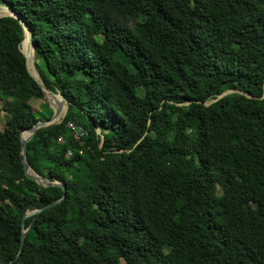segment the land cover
Wrapping results in <instances>:
<instances>
[{
    "label": "trees",
    "instance_id": "obj_1",
    "mask_svg": "<svg viewBox=\"0 0 264 264\" xmlns=\"http://www.w3.org/2000/svg\"><path fill=\"white\" fill-rule=\"evenodd\" d=\"M0 4V264H264V0Z\"/></svg>",
    "mask_w": 264,
    "mask_h": 264
},
{
    "label": "water",
    "instance_id": "obj_2",
    "mask_svg": "<svg viewBox=\"0 0 264 264\" xmlns=\"http://www.w3.org/2000/svg\"><path fill=\"white\" fill-rule=\"evenodd\" d=\"M3 10L5 11L4 14L0 15V17H5V16H11L15 19H17L20 23V25L22 26L23 28V32H24V39L21 41L20 43V52L23 54L24 58H25V65H26V70L28 72V74L33 78V80L37 83V85L39 86V88L42 90L43 92V95H44V99H47V95L55 98V97H59L61 102L58 103V107L56 109H54V107H52L49 103V107L52 109V116L48 119V120H45V121H38L37 123H35L32 127L22 131L19 135L20 137V148H21V156H22V164H23V170H24V173L25 175L32 179L33 181H35L36 183H38L39 185L43 186V187H48V186H58V187H61L62 190L64 191V186L58 182V181H52L50 180L49 177H41L39 175H37L29 166L28 162H27V158H26V145H27V142L31 139V137L33 136L34 132L39 129V128H43V127H47V126H50V125H54V124H59L61 119L64 118L66 112H67V101L58 93V92H53L49 89L46 88V86L44 85L41 77L39 76L37 70H36V66L34 64V46H33V43H32V34L28 28V26L24 23V21L22 20V18L20 17V15L18 13H16L12 8L10 7H7L5 5H1L0 4V11ZM23 42H26V52L24 53L22 50H21V45ZM32 51L33 53V60H32V65H33V70L35 72V74H33L31 72V70L29 69V65H28V61H29V57H30V52ZM228 92H224L223 94H221L219 97L227 94ZM63 106H64V113H63V116L61 117V119L59 121H56L55 122V119L57 118V116L60 114V112L62 111L63 109ZM23 132H27L28 135L23 138L22 137V133ZM63 198V197H62ZM47 207V206H46ZM46 207H43V208H39V209H36L34 211H30V212H26L24 214V217H27L33 213H38L40 212L42 209L46 208ZM27 229H24L22 231V234H21V242H20V248H19V252L21 251L22 249V245H23V240H24V234L26 232Z\"/></svg>",
    "mask_w": 264,
    "mask_h": 264
},
{
    "label": "rangeland",
    "instance_id": "obj_3",
    "mask_svg": "<svg viewBox=\"0 0 264 264\" xmlns=\"http://www.w3.org/2000/svg\"><path fill=\"white\" fill-rule=\"evenodd\" d=\"M130 24H132V23H130ZM21 49H23L22 46H21ZM42 102H43V101L38 100V99H32L31 102H30V105H31V109H32V111L37 112V113H40V111L43 109V103H42ZM45 102H46L47 104L49 103L47 99H45ZM59 102H61V101H58L57 103H59ZM48 105H49V104H48ZM63 113H64V111H63V109H62V111H61L60 114L58 115V118H57V119H59V118L63 115ZM38 116H39V115H38ZM6 118H7V115H6L3 111L0 110V130L3 129V126H4V123H5ZM57 119H56V120H57ZM62 119H63V118H62ZM62 119H61V121H62ZM42 121H43V120H42ZM61 121H60V122H61ZM97 131H99V130L97 129Z\"/></svg>",
    "mask_w": 264,
    "mask_h": 264
},
{
    "label": "bare ground",
    "instance_id": "obj_4",
    "mask_svg": "<svg viewBox=\"0 0 264 264\" xmlns=\"http://www.w3.org/2000/svg\"><path fill=\"white\" fill-rule=\"evenodd\" d=\"M5 13V11H3V10H1L0 11V15H2V14H4ZM22 47H23V49H21L24 53L26 52V50H27V48H26V42H23L22 43ZM32 60H33V53H32V51L30 52V57H29V61H28V65H29V69L31 70V72L33 73V74H35V72H34V70H33V65H32ZM47 100H48V102H49V104L52 106V107H54V109H56L57 107H58V101H61L60 100V98L59 97H55V98H53V97H51V96H49V95H47ZM63 116V115H62ZM61 116V117H62ZM61 117L59 118V119H57L58 118V116H57V120L55 119V122L56 121H59L60 119H61ZM25 135V136H24ZM28 135V133L27 132H23L22 133V137H26Z\"/></svg>",
    "mask_w": 264,
    "mask_h": 264
},
{
    "label": "built area",
    "instance_id": "obj_5",
    "mask_svg": "<svg viewBox=\"0 0 264 264\" xmlns=\"http://www.w3.org/2000/svg\"><path fill=\"white\" fill-rule=\"evenodd\" d=\"M68 126L71 129L75 139L79 140L86 135V131L75 123H69Z\"/></svg>",
    "mask_w": 264,
    "mask_h": 264
}]
</instances>
